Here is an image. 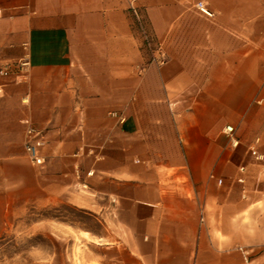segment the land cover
<instances>
[{"label": "crops", "instance_id": "0c3cea01", "mask_svg": "<svg viewBox=\"0 0 264 264\" xmlns=\"http://www.w3.org/2000/svg\"><path fill=\"white\" fill-rule=\"evenodd\" d=\"M0 13L3 211L76 208L84 219L55 232L70 229L82 264H264L250 151L264 154V0H0Z\"/></svg>", "mask_w": 264, "mask_h": 264}, {"label": "rangeland", "instance_id": "374dc122", "mask_svg": "<svg viewBox=\"0 0 264 264\" xmlns=\"http://www.w3.org/2000/svg\"><path fill=\"white\" fill-rule=\"evenodd\" d=\"M82 219V214L67 204L30 205L13 211L0 208V264H82L81 249L76 240L71 241L70 229L55 232L56 221L69 224ZM42 221H47L46 226Z\"/></svg>", "mask_w": 264, "mask_h": 264}, {"label": "built area", "instance_id": "2783aa9c", "mask_svg": "<svg viewBox=\"0 0 264 264\" xmlns=\"http://www.w3.org/2000/svg\"><path fill=\"white\" fill-rule=\"evenodd\" d=\"M196 8L197 10L208 16V17H212L213 13L208 9L206 3H204L203 1H198L196 3ZM131 13L132 15L136 18V20L138 21V23H141V19L139 17V12L137 11V9L135 7H132L131 9ZM1 16V13H0ZM145 44L148 46V49H151V51H154L153 47L151 46V42L149 41V39H147V37H145ZM154 60L156 59L155 57H153ZM156 61L159 64H162L164 62V57L162 54H160V56L156 59ZM112 115L117 117L119 122L122 123L124 122V117H122L121 115H118L116 112H112ZM225 134L227 135V137L230 140V143L232 146H236L238 145V140L233 136V132H234V128L231 125H227L224 129ZM27 135H28V142L26 144V149L28 152V158L30 160V162L34 165H41L44 162V157L40 154V147L42 146V142L39 140V136L40 133L38 130L29 127L27 129ZM258 142V140H256L251 146H250V151L253 154L254 158L256 160H264V154H261L257 151L256 148V143ZM91 173V172H89ZM218 183H221V180H218Z\"/></svg>", "mask_w": 264, "mask_h": 264}, {"label": "bare ground", "instance_id": "6f19581e", "mask_svg": "<svg viewBox=\"0 0 264 264\" xmlns=\"http://www.w3.org/2000/svg\"><path fill=\"white\" fill-rule=\"evenodd\" d=\"M85 236V235H84ZM87 237V236H86ZM79 263V262H78Z\"/></svg>", "mask_w": 264, "mask_h": 264}]
</instances>
